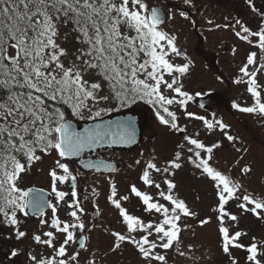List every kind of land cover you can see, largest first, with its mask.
<instances>
[{"label": "snow or ice", "instance_id": "6c2138e0", "mask_svg": "<svg viewBox=\"0 0 264 264\" xmlns=\"http://www.w3.org/2000/svg\"><path fill=\"white\" fill-rule=\"evenodd\" d=\"M180 2L187 6L178 13L185 20L191 19L194 9L199 11L196 0ZM244 4L248 20L238 15L224 16V23L205 20L209 31L230 30L249 46L233 83L245 85L252 103L233 102L232 108L252 116L264 128V83L259 80L264 75V0L259 5L256 0H244ZM175 16L172 9L165 12L149 0H0V227L9 230L5 239L21 242V247L6 254L13 258L12 264L22 255L28 264H102L109 254L122 255L125 247H131L143 264H169L170 252L190 264H201L204 254L196 255L195 245L184 242L186 235H196L190 220L200 228L215 223L218 247L229 264H240L234 249L246 253L245 264H264V236H249L239 228L245 214L264 223V179L260 191L250 190L246 181L252 179L255 160L245 159L250 146L230 134V125L215 113L209 119L188 111L189 103L204 94L185 90L184 80L190 78L194 61L182 50L175 30L166 27ZM191 22L195 27L196 21ZM230 51L236 56L237 46ZM138 102L150 105L159 124L183 134L182 139L163 164L155 154L146 159L140 154L144 163L139 180L155 193L136 184L130 185V193L152 218L130 214L123 206L130 196L120 195L116 183L107 178V201L117 210L124 230L102 226L112 243L98 258V246H90V236L85 234L97 225L87 226L84 219L86 209L78 191L85 180L81 168L108 173L118 169L113 163L86 159L84 154L137 143L133 117H105ZM173 106L186 118L201 121L208 134L219 131L238 154L233 166L239 171L222 170L226 166L216 152L224 150L223 140L209 144L199 132L188 134ZM47 158L52 160L47 172L49 190L24 186V176ZM74 158L79 162L75 171L70 166ZM134 163L140 165L141 160ZM185 164L211 183L216 197L214 216L200 218L175 191L173 178ZM98 196L95 187L90 194L84 189L83 200L95 201ZM61 205L67 209V218L59 215ZM93 209L95 219L101 209L96 203ZM29 217L37 218L39 227L48 230H24ZM27 239L48 254L25 249Z\"/></svg>", "mask_w": 264, "mask_h": 264}, {"label": "rangeland", "instance_id": "374dc122", "mask_svg": "<svg viewBox=\"0 0 264 264\" xmlns=\"http://www.w3.org/2000/svg\"><path fill=\"white\" fill-rule=\"evenodd\" d=\"M149 2L151 5L163 7L165 11H168L171 9V6H173L171 0H149ZM173 21L174 20L168 22L166 26L167 29L171 30L170 27ZM177 22L175 27L180 33L176 32V34L183 37V35L188 32L192 40L190 53L193 57L194 68L190 78H185L184 80L185 90L192 94L201 92L204 94L202 96L210 98L208 106L202 108L197 105L196 99L198 97H196L193 102L189 103L188 111L198 115H204L209 119H211L212 114L215 113L217 119H223L226 124L230 125V134L238 136L240 140L250 146V151L245 159L255 160V171L252 179L246 182L250 185V190L255 189L260 191L261 182L262 179H264V143H262V141H264V128H261L252 116L240 113L232 108L233 102L239 103L242 106L250 105L252 103L251 97L242 85H238V88H229L227 83L221 82L220 79H218L215 72L206 71V69H204V59L199 58L194 51L195 44L197 43V36L194 34V31H188L186 29L179 30L180 24L184 25L183 18L177 20ZM71 46L72 45H69V47ZM226 54L229 59L221 61V65L226 68L230 75H236L237 72H234V69L231 67L232 58L228 53ZM176 62L183 63V60L177 59ZM234 78L235 77L231 78V82H233ZM259 80L261 83H264V76H259ZM235 85L236 84H234V86ZM139 103L141 106L138 105L136 109H133V112L141 117L142 139L133 150L128 151L124 155V159H122L121 162L123 170L126 168L124 175L121 177H112L111 179L116 183L120 195L130 196L127 202H123V206L128 209L129 213L148 220L152 217L144 212L140 200L131 195L130 185L136 184L141 190H147L154 194V189H145L139 180L144 159L149 158L150 154H155L160 164H163L167 159H171L173 152L176 150V145L181 142L183 134L170 132L165 126L160 125L155 117V110L150 105L143 102ZM172 110L177 112L180 125H187L188 134L199 132L201 138L209 144L217 140H223L224 150L216 152L217 158L226 166L222 170H227V167H231L234 174L239 171L238 167L233 166L238 154L231 148L228 142L223 139L219 131L208 134L201 121L186 118L183 111L178 106H173ZM141 153H143L144 159L141 158ZM137 159L141 160L140 165L134 163ZM30 179L31 176L30 173H28L23 178V184H27ZM173 179L177 184V189L175 191L181 198L185 199L193 210L199 213L200 218L214 216L212 208L215 206L216 197L212 185L208 180L200 178L199 172L190 164H185L182 169L178 170ZM108 192L109 187L101 193L98 203L101 214L105 216L103 224L106 226L104 227H109L116 231H123L124 229L120 223L117 210L107 201ZM197 196L199 199L196 198ZM230 206L233 212L239 214V210L235 205ZM95 218L98 219V217ZM189 223L193 225L196 235H186L184 242H191L195 245L194 250H196V255L200 256L202 253L204 254L201 264H229L228 257L224 255L218 247L219 237L215 223L207 225L204 228H200L197 221L190 220ZM239 228L247 231L249 236H264V223H261L250 214H245L240 217ZM96 230H102V228L97 227ZM104 240H107L105 243L106 251L112 243V238H106L104 233ZM243 242L248 243V240L245 239ZM98 255H100V252H98ZM233 255L239 259L240 264H245L246 253L244 251L234 249ZM24 263L28 264V258L24 259L23 264ZM105 263L143 264L131 247H125L122 255L109 254L107 257H104L102 264ZM169 264H190V262L170 252Z\"/></svg>", "mask_w": 264, "mask_h": 264}, {"label": "flooded vegetation", "instance_id": "af4514ba", "mask_svg": "<svg viewBox=\"0 0 264 264\" xmlns=\"http://www.w3.org/2000/svg\"><path fill=\"white\" fill-rule=\"evenodd\" d=\"M173 6L171 9L176 12L175 19H173V23L170 27L171 30H175L178 32L177 28V20H181L179 16L180 10H186L187 6L183 5L180 0H171ZM256 3L259 5L260 0H256ZM196 7L199 11L195 9L190 13V20L183 19L184 25L180 24L179 30L186 29L188 31H194V34L197 36V43L195 44L194 51L199 58H203V66L204 69L213 71L216 73L217 77L220 78L221 82L227 83L229 88H238V85L234 86V83L231 82V78L237 77L238 75V68L242 66L245 62L246 55L249 51V46L247 44H243L239 42L234 35L231 33L230 30H222V29H215L209 31V27L206 23L205 17L208 19L214 20L216 23H224V16H241L243 19L248 20V11L244 4V0H196ZM176 9V11H175ZM200 12H203V16L200 15ZM191 20L196 21V26L194 27ZM255 27V25H251ZM180 44L182 46V50H185L187 54L193 60V57L190 53V46L192 43L190 33H185L183 37L179 36ZM235 45L238 48V53L236 56L231 54V47ZM252 51H258L255 48L251 49ZM228 53L232 58L231 67L234 69V72L237 74L230 75L226 68L221 65V61L229 59L227 56ZM259 55V53H258ZM227 73V74H226ZM264 76V75H261ZM234 80V79H233ZM231 84V85H230ZM245 89V85L241 84ZM142 104V103H141ZM209 104V103H208ZM140 105L138 102L136 105H133L130 109H124L121 112H113L110 116L125 113L126 111H131L136 109ZM141 106V105H140ZM208 106V105H207ZM206 106V107H207ZM80 123V124H79ZM85 122L79 121V126H82ZM142 128V127H141ZM143 135V134H142ZM142 135L140 141L142 139ZM139 141V143H140ZM138 143V144H139ZM137 144V145H138ZM137 145L126 148L122 146H113L112 148H101L97 149L95 153H85V158L89 156L92 159H102L109 162H115L116 168L118 171L113 173L108 172H95L94 170H85L81 168V171L85 173V180L81 184L78 185V191L81 193L82 203L86 209V214L84 216L85 222L87 226H90L92 223H96L98 228H102V226H106L103 224L105 220V216L101 214L98 219L93 218V203L98 204L100 200V195L106 189H108V177H121L124 175L125 169L123 170L122 159H124V155L128 152L133 150ZM98 154V155H97ZM52 166V160L47 158L43 164L34 165L32 169V173L30 172L31 179L24 183V186L31 187L35 186L37 188H43L45 190H49L50 186V178L47 175L48 169ZM70 166L75 171L77 167H79L78 158H74L71 161ZM47 169V171H46ZM95 187L99 192V196L95 199V201L90 200H83L84 189H87V192L90 194L92 188ZM61 189L65 191H70L67 185H61ZM50 211L48 215H50ZM59 215L62 219L67 218V209L65 206L61 205V210ZM96 227V228H97ZM93 229L90 233H85L90 236V246H98L100 255H103L105 251V243L104 240V232L103 230H96ZM39 229L41 232L48 230L46 227L40 228L39 227V220L34 217H29L24 220V230L32 231ZM8 229H4L0 227V264H12L13 258H9L6 254L9 250L13 247L19 248L21 247V242H17L14 238L11 240L5 239V235L8 233ZM105 237H110L109 235L105 234ZM23 247L25 249L32 248L34 249L35 253H43L44 255L48 254V250L42 247L35 246L31 239H27L23 242ZM75 248V245L73 246ZM72 249H70L71 251ZM27 256H20L14 258L16 260V264H23L24 259ZM104 260V259H103ZM25 264V263H24ZM108 264V263H105Z\"/></svg>", "mask_w": 264, "mask_h": 264}, {"label": "water", "instance_id": "95a60500", "mask_svg": "<svg viewBox=\"0 0 264 264\" xmlns=\"http://www.w3.org/2000/svg\"><path fill=\"white\" fill-rule=\"evenodd\" d=\"M161 7V6H160ZM162 8V7H161ZM163 9V8H162ZM164 10V9H163ZM165 11V10H164ZM210 100V98H205V97H200L198 100H197V103L198 105H201L203 104L204 106L207 104V102ZM124 116H130V117H133L136 121V130H137V142L139 141V136H140V126H139V123H138V116L132 114V113H127V114H122V115H116L114 117H105V119H117V118H122ZM136 144V143H135ZM135 144H132V145H119V146H126V147H130V146H133ZM87 159V158H86ZM96 160H101V159H96ZM104 162H108V161H105L103 160ZM110 163V162H108ZM114 164V163H113Z\"/></svg>", "mask_w": 264, "mask_h": 264}]
</instances>
